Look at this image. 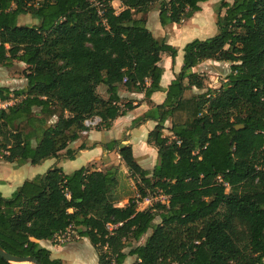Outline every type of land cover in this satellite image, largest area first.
I'll list each match as a JSON object with an SVG mask.
<instances>
[{"label": "trees", "instance_id": "obj_1", "mask_svg": "<svg viewBox=\"0 0 264 264\" xmlns=\"http://www.w3.org/2000/svg\"><path fill=\"white\" fill-rule=\"evenodd\" d=\"M112 1L0 0V66L16 60L28 67L24 86H0L1 100L14 99L0 109V161L73 159L85 146L69 144L87 118L108 128L134 108L122 89L146 99L161 90V55L174 64L178 49L147 28L154 3L166 26L191 18L208 0H119L118 12ZM214 9L217 31L182 47L163 101L134 120L156 121L147 135L157 150L153 169H143L128 144L103 146L117 151L138 181L137 198L117 204L115 168L66 173L54 165L10 196L0 192L4 251L64 264L38 241L71 232L88 239L97 264H123L127 256L133 264H264V0H219ZM24 14L36 24H19ZM209 59L231 63L218 88L193 71ZM155 190L168 203L139 209ZM0 264L12 263L0 257Z\"/></svg>", "mask_w": 264, "mask_h": 264}, {"label": "rangeland", "instance_id": "obj_2", "mask_svg": "<svg viewBox=\"0 0 264 264\" xmlns=\"http://www.w3.org/2000/svg\"><path fill=\"white\" fill-rule=\"evenodd\" d=\"M219 0H208L200 4L201 10L194 13L193 16L189 19L183 20L180 24H168L166 26H161L158 21V11L155 10L157 7V1L154 3V8L149 11L146 15V26L152 32V34L157 38L164 37L169 44L175 46L178 51L177 54L182 58L183 52L182 47L189 41L198 38L204 39L213 35L217 31V26L215 23V5ZM231 2L232 0H227ZM112 6L118 12L122 9V5L119 0H113L111 2ZM223 13V10H222ZM138 16V15H137ZM29 14L20 15L18 18L19 24H36ZM177 56V55H176ZM182 61V60H181ZM160 66L164 68H170L172 66L169 56L166 53H162L161 61L159 62ZM230 62L216 61V60H204L200 62L196 67L193 68V71H196L203 76L205 86L209 88H218L225 81L226 76L230 72ZM180 69V68H179ZM28 72V67L26 64L14 60L11 64L6 66H0V86H8L11 88L22 87L25 85V73ZM179 72V71H178ZM178 72L174 73L177 74ZM200 90L195 88L192 89V92L197 93ZM97 92L101 96L107 94L106 87L104 85H99ZM125 100H123L124 102ZM144 113V112H143ZM142 113V114H143ZM141 114V115H142ZM140 115V116H141ZM138 116V117H140ZM136 117V118H138ZM125 119L131 124L129 125L132 128L131 139L135 142V147L141 146L138 140H141L140 129H138V124L134 123L136 119ZM169 121L164 123L163 134L169 136L171 133L167 129ZM129 129V128H127ZM102 139H108L111 133L109 131H102L99 133ZM85 136L81 133V137ZM114 151V150H113ZM105 151V157H102L100 160L96 161L94 164H88L90 167L100 168L102 170L108 168H115L117 170V184L115 186V191L118 196L121 197L120 202L117 204L123 206L127 203L129 197L137 198V185L138 181L131 176L127 171H123L120 168V163H117L114 152ZM137 156L134 155L135 160L140 161L141 157L138 150H135ZM86 153L81 154L84 156ZM81 156L71 159H65L60 166H63L65 172L70 173L74 168H79L84 161H81ZM63 157V153L57 159L59 160ZM56 159L51 158V160L43 161L40 164L33 165L30 163H25L23 165L18 164L17 162L9 163L3 160L0 161V192L3 196H10L11 193L25 180L33 177L36 174L45 172L48 168L53 166V163ZM157 162V161H156ZM152 163V161H151ZM149 163V164H151ZM126 167V166H125ZM127 169V168H126ZM75 170V169H74ZM155 200L150 202L154 204ZM149 205H141L138 203V208L143 209ZM155 222H159V218L156 217ZM150 233V232H149ZM148 233V234H149ZM66 234V235H64ZM64 238L68 237L69 239L62 242L61 244H67L62 249H65L66 253L72 251L74 255L73 263L76 264L77 261H83V264H97L96 253L94 248L89 243V241H80L82 239L72 236V233H64ZM41 245V244H40ZM43 246V245H42ZM78 256V257H77ZM125 262V261H124ZM125 264H131V259H128Z\"/></svg>", "mask_w": 264, "mask_h": 264}, {"label": "crops", "instance_id": "obj_3", "mask_svg": "<svg viewBox=\"0 0 264 264\" xmlns=\"http://www.w3.org/2000/svg\"><path fill=\"white\" fill-rule=\"evenodd\" d=\"M181 60L182 58L179 56V54H177L174 60V64H172L170 68L163 67L164 71H163L161 81H160L161 90L152 93V95L148 99L144 98V93L126 92L122 89L120 91L121 98L125 101L127 100L132 101L134 108L128 110L124 115L119 116L116 119H114L111 122L110 127L105 128L102 126H98V127L89 129L88 132L85 134V136H82V137L80 136L78 140L70 143L69 147L72 149H77L79 145L81 144L85 146L84 149L78 150L74 158L81 156V154L83 153H86L84 156H81L80 158L81 161L85 162V164H83L82 166H87L91 169L102 170L100 168L90 167V165L88 164H94L96 161L100 160L102 157H105L104 155L105 151L103 150V146L105 143L110 142L111 140H119L123 144H128L131 146L133 155L137 156L135 150H138L141 159L137 163L143 169L152 170L157 161V150H156V147H154L152 144L147 142V135L150 132V130L154 128L156 121L146 120V121H143L141 124H138V129L141 130L139 134L141 137V140H138L137 142H140V145H141L140 147L139 146L135 147L136 146L135 142L131 139V134L133 130L132 128L129 127L131 122L130 123L128 121L126 123L124 122H125V119L127 118L129 120L130 119L133 120L134 118L140 116L143 112L148 110L150 107L160 104L163 101L165 97V90L168 84L174 78V73L178 72L180 70L179 68H181V65H182ZM170 61H171V58H170ZM106 97H107V94L104 96V98ZM104 130L109 131L111 133L108 139H102V137L99 134L100 132ZM106 151L111 152L108 150ZM113 152L117 159L116 160L117 163H120L121 170L127 171L123 161L120 159L118 152L117 151H113ZM74 158L71 160H74ZM53 159L54 158H52V160ZM65 159L67 158L61 157L59 160L56 159L53 163V166L54 165L60 166L59 164H61ZM47 160H51V159H47ZM60 167L63 169V166H60ZM74 169H77V168H74ZM63 170L65 172V169ZM64 235L58 236L53 241L39 240L38 242L50 250L51 257L61 259L64 262V264H74L73 263L74 255L72 251H70V253L68 254L66 253L65 249H62L68 243L67 244H61V243L69 239L68 237L64 238ZM79 239H82V240H79L78 242L84 241V240L88 241V239L86 238H79ZM96 259H97V255H96ZM128 259H131V264H133L135 257L127 256L125 262H127ZM77 260L78 259H76V264H83V261L81 260L77 261ZM125 262L123 264H125Z\"/></svg>", "mask_w": 264, "mask_h": 264}, {"label": "built area", "instance_id": "obj_4", "mask_svg": "<svg viewBox=\"0 0 264 264\" xmlns=\"http://www.w3.org/2000/svg\"><path fill=\"white\" fill-rule=\"evenodd\" d=\"M93 1V0H92ZM95 5L98 7V14L102 15V10L100 9V4H98L97 1H94ZM14 99H8V100H1L0 99V109H4L7 106L11 105L13 103ZM100 122V118L97 116H93L90 118H87L84 121L85 126L87 127L86 129H84L81 133L82 134H86L88 132L89 129L95 128L96 126H98ZM168 198L169 196L164 194L163 192H161L160 190H155L152 193H148L144 198H142L140 201H138L139 204L141 205H149L150 202H152L153 200H155V202H161L164 204L168 203ZM152 204H150L151 206ZM149 207V206H148ZM147 208V207H145ZM144 209V208H143ZM63 235V234H62ZM61 236V235H60ZM58 237V236H57ZM56 237V238H57Z\"/></svg>", "mask_w": 264, "mask_h": 264}, {"label": "water", "instance_id": "obj_5", "mask_svg": "<svg viewBox=\"0 0 264 264\" xmlns=\"http://www.w3.org/2000/svg\"><path fill=\"white\" fill-rule=\"evenodd\" d=\"M241 126L242 125H236L235 128H240ZM0 257L3 258L5 261H8L12 264L22 263V262H30L32 264H41L35 257L19 256V255L10 254L4 251L1 247H0Z\"/></svg>", "mask_w": 264, "mask_h": 264}, {"label": "bare ground", "instance_id": "obj_6", "mask_svg": "<svg viewBox=\"0 0 264 264\" xmlns=\"http://www.w3.org/2000/svg\"><path fill=\"white\" fill-rule=\"evenodd\" d=\"M15 264H32L30 262H22V263H15Z\"/></svg>", "mask_w": 264, "mask_h": 264}]
</instances>
